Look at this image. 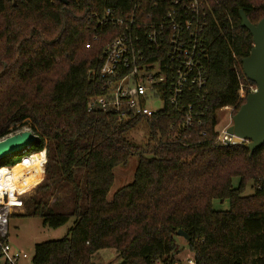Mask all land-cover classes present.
Listing matches in <instances>:
<instances>
[{
    "label": "trees",
    "instance_id": "1",
    "mask_svg": "<svg viewBox=\"0 0 264 264\" xmlns=\"http://www.w3.org/2000/svg\"><path fill=\"white\" fill-rule=\"evenodd\" d=\"M124 3L0 0V138L29 120L39 139L25 156L45 150L34 175L44 171V179L23 214L51 228L73 219L64 237L35 244L32 264H92L90 256L103 248L116 250L117 264H174L178 230L189 237L194 264H264V144L250 152L216 141L214 118L237 103L239 79L255 85L241 69L252 37L239 11L256 24L264 0H209L215 21L207 111L180 141L168 138V111L120 122L112 112L87 107L100 87L88 71L99 66L105 42H91L87 17ZM140 123L148 129L142 148L127 138ZM133 155V180L107 199L113 168ZM18 162L10 158L1 167ZM62 182L68 206L57 199L49 205L46 195ZM223 200L228 208L216 209Z\"/></svg>",
    "mask_w": 264,
    "mask_h": 264
},
{
    "label": "built area",
    "instance_id": "2",
    "mask_svg": "<svg viewBox=\"0 0 264 264\" xmlns=\"http://www.w3.org/2000/svg\"><path fill=\"white\" fill-rule=\"evenodd\" d=\"M87 20L91 42L105 39L99 66L88 71L100 80L88 109L112 112L120 122L168 111L173 115L168 138L176 141L202 123L207 111L209 30L215 21L209 0H125L122 6L91 11ZM255 88L239 79L237 103ZM155 101L161 107H148ZM237 103L218 110L226 111L230 120ZM230 123L220 130L216 124V141L247 146L248 140L226 133ZM11 206L9 191L0 187V261L16 264L27 255L13 250L8 241ZM187 264H194L192 257Z\"/></svg>",
    "mask_w": 264,
    "mask_h": 264
},
{
    "label": "rangeland",
    "instance_id": "3",
    "mask_svg": "<svg viewBox=\"0 0 264 264\" xmlns=\"http://www.w3.org/2000/svg\"><path fill=\"white\" fill-rule=\"evenodd\" d=\"M151 106L161 107V103L155 101L151 105H148V107ZM216 115V129L218 130H220L223 125L231 122V119H228V113L224 110H217ZM22 130H32L31 122L29 120L24 121L22 125H19V127L12 132L15 133ZM127 138L131 143L141 148L144 147L148 141V129L146 125L142 123L137 125L133 130L130 131ZM42 153L44 155L45 150H43ZM25 154L26 152L20 156L15 155L12 157L1 159L0 167L4 164L3 162L5 160H9L10 158L11 160H19L21 157H24ZM31 160V165H35V162H37V160L33 158ZM137 161V156L133 155L129 157L125 165H118L113 168L114 182L107 194V199H111L115 191L129 184L133 180V174L137 165ZM6 165V167H10V164L6 163ZM44 175L45 173L43 171L42 174L31 177L25 182L15 184L13 192L10 193V200L13 209L14 202H17L15 204V208L17 206L18 209H14L15 211L23 210L24 213L25 203L35 194V187L40 182H42V180L44 179ZM233 184H237V179L233 180ZM247 192L248 194L251 193L252 189L248 188L246 193ZM46 197L48 198L49 205L52 204L56 199L58 201H63L66 207L69 204L68 200L70 197L64 182L57 185L55 189H53L46 195ZM228 205V200L215 202L216 209H227ZM23 213L13 214L12 210V213L8 216V241L13 250L21 254L25 253L27 255V257L25 258L20 257L17 260L16 264H32L35 244L50 240H57L64 237L68 229L72 226L73 219L71 218L66 224L60 227L51 228L47 225H44L41 218L24 215ZM176 241L178 243V251L173 253V256L177 263L175 262L174 264H187V259L191 258L193 255L187 246V241L180 236H176ZM89 261L92 264H117L119 262V258L117 257V252L115 249L103 248L95 251L90 256ZM1 263L2 262L0 261V264Z\"/></svg>",
    "mask_w": 264,
    "mask_h": 264
},
{
    "label": "water",
    "instance_id": "4",
    "mask_svg": "<svg viewBox=\"0 0 264 264\" xmlns=\"http://www.w3.org/2000/svg\"><path fill=\"white\" fill-rule=\"evenodd\" d=\"M239 17L241 26L246 28L252 37V47L249 54L241 60V69L246 79L255 83L256 88L248 93L244 103L232 115L226 133L248 140L247 148L252 152L264 144V15L256 24L251 23L242 10L239 11ZM38 139L32 130H22L1 137L0 160L22 155ZM177 236L189 240L182 230L177 231Z\"/></svg>",
    "mask_w": 264,
    "mask_h": 264
},
{
    "label": "bare ground",
    "instance_id": "5",
    "mask_svg": "<svg viewBox=\"0 0 264 264\" xmlns=\"http://www.w3.org/2000/svg\"><path fill=\"white\" fill-rule=\"evenodd\" d=\"M43 156L42 152L32 156H24L19 163L12 167L0 168V187L12 193L16 183L25 182L36 174ZM32 158L38 163L35 162V165H31Z\"/></svg>",
    "mask_w": 264,
    "mask_h": 264
},
{
    "label": "crops",
    "instance_id": "6",
    "mask_svg": "<svg viewBox=\"0 0 264 264\" xmlns=\"http://www.w3.org/2000/svg\"><path fill=\"white\" fill-rule=\"evenodd\" d=\"M18 197H20V196H18ZM15 202H16V201H15ZM16 203H17V202H16ZM14 209H18V207L16 206V208H15V206H14ZM14 209H13V206H12L13 214L23 213V210H19V211L16 210V211H15Z\"/></svg>",
    "mask_w": 264,
    "mask_h": 264
}]
</instances>
